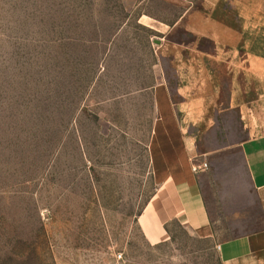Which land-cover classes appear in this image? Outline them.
<instances>
[{"label": "rangeland", "instance_id": "1", "mask_svg": "<svg viewBox=\"0 0 264 264\" xmlns=\"http://www.w3.org/2000/svg\"><path fill=\"white\" fill-rule=\"evenodd\" d=\"M141 1L0 0V264H219L176 224L172 244H147L136 224L152 193L144 147L131 138L95 134L104 128L100 117L127 116L101 99L121 93L127 73L140 66L147 70L153 62L147 45L139 63L117 43L100 61L108 40L128 18L125 8ZM142 7L163 20H175L180 13L161 0H147ZM226 7L233 9L231 0ZM137 14L132 12V21ZM229 16L234 23V14ZM131 28L142 39L151 34ZM193 39L181 28L169 36L170 42ZM158 42L165 45L160 72L180 102L175 90L181 79L175 72L180 67L179 73L186 74L198 63L185 65L188 51L171 52L162 37ZM197 48L207 55L214 52L208 39ZM204 63L217 75L208 98L212 107L198 111L196 123L186 111L180 116L196 157H207L220 168L224 147L264 133V116L231 106L227 63L209 56ZM102 65L104 77L111 79L109 91L107 78L104 87H93ZM243 96L240 92L233 102ZM247 97L254 100L253 91ZM227 159L237 181H247L238 155ZM209 164L203 163V169Z\"/></svg>", "mask_w": 264, "mask_h": 264}, {"label": "crops", "instance_id": "2", "mask_svg": "<svg viewBox=\"0 0 264 264\" xmlns=\"http://www.w3.org/2000/svg\"><path fill=\"white\" fill-rule=\"evenodd\" d=\"M145 1L125 8L128 18L108 40L100 61L109 57L111 46L117 43L127 47L133 60L139 63L144 60L142 47L147 45L153 62L147 70L140 66L138 71L127 73L121 82V93L101 99L103 105L109 103L126 110L127 116L119 112V118L100 117L104 128L96 129L95 134L131 138L144 147L142 156L152 193L137 215L136 224L150 247L172 244L176 224L192 240L204 244L219 264H264V133L224 147L219 168L209 164L207 157L203 160L196 157L192 137L185 133V121L180 116L181 110L186 111L188 119L196 123L199 120L194 118L195 114L212 107L208 98L213 95L217 75L206 69L204 62L208 56L230 68L231 106L259 110L264 116V0H231V11L226 7L228 0H199L198 6L194 0H161L179 7L175 20L147 13L142 7ZM133 11L138 14L132 21ZM230 12L234 14V23ZM132 25L151 34L139 38L131 32ZM179 28L194 39L189 43L170 42L169 36ZM159 37L170 44L171 52H189L185 65L198 63L197 69L186 74L179 73L180 67L176 70L181 82L175 93L182 96L177 103L170 81L160 72L161 50L165 45L159 46ZM204 39L213 43V54L207 55L197 48ZM103 69L104 65L93 87L95 84L104 87V80L109 79L104 77ZM106 86L109 91L111 79ZM250 90L254 100L247 97ZM240 92L245 95L244 100L233 102ZM73 119L71 126L75 124ZM229 154L238 155L247 181L239 182L234 177V165L227 159ZM203 163L210 166L203 169Z\"/></svg>", "mask_w": 264, "mask_h": 264}, {"label": "built area", "instance_id": "3", "mask_svg": "<svg viewBox=\"0 0 264 264\" xmlns=\"http://www.w3.org/2000/svg\"><path fill=\"white\" fill-rule=\"evenodd\" d=\"M195 171H197V169H195Z\"/></svg>", "mask_w": 264, "mask_h": 264}]
</instances>
